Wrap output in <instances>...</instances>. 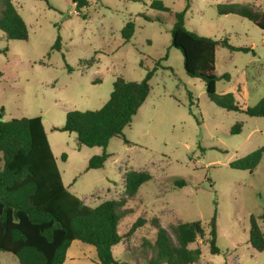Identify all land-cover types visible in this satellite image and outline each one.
Instances as JSON below:
<instances>
[{
  "label": "rangeland",
  "instance_id": "obj_1",
  "mask_svg": "<svg viewBox=\"0 0 264 264\" xmlns=\"http://www.w3.org/2000/svg\"><path fill=\"white\" fill-rule=\"evenodd\" d=\"M151 1L89 0L84 18L74 0H14L29 37L9 39L0 30V119L41 115L65 186L89 206L124 195L127 170L152 174L126 205L132 208L120 225L126 237L113 247L122 264H147L139 255L140 242L143 237L154 241L156 228L145 225L128 234L139 216H157L167 228L201 220L208 230L215 210L220 252L213 254L208 241L199 239L190 245L202 248L193 264H264V251L249 240L250 217L264 215V153L253 172L230 166L264 146V117L210 100L204 81L186 73L182 51L171 44L174 13L186 0H163L171 11L152 9ZM231 1L264 10V0H192L187 26L253 48L218 47L217 73H229L230 79L220 78L217 92L233 91L238 101L255 106L264 97V29L242 16L219 14L217 4ZM129 20L135 22V32L126 42L121 30ZM58 36L60 50L53 47ZM156 62L163 68L155 72L149 96L125 128L129 142L112 138L105 165L86 170L90 154L102 148H81L76 133L55 127L65 123L69 110L100 108L118 76L142 80ZM237 122L242 131L232 134ZM179 179L187 184L175 185ZM258 221L264 230V219ZM93 255L92 246L75 240L69 264H99ZM0 263L19 260L0 251Z\"/></svg>",
  "mask_w": 264,
  "mask_h": 264
},
{
  "label": "trees",
  "instance_id": "obj_2",
  "mask_svg": "<svg viewBox=\"0 0 264 264\" xmlns=\"http://www.w3.org/2000/svg\"><path fill=\"white\" fill-rule=\"evenodd\" d=\"M80 15L89 0H74ZM141 1V0H136ZM192 0H186L182 10L176 11L170 30L172 46L180 49L188 75L204 81L211 101L228 110L264 117V97L255 106L236 99L233 91L217 92L220 78L230 79L229 73H217V50L253 51L252 47L235 45L227 37L213 38L188 28L187 11ZM150 8L171 11L163 0H153ZM219 14H235L252 21L264 29V10L251 3L226 2L217 4ZM146 20H152L143 14ZM0 30L9 39L26 40L28 25L18 11L14 0H0ZM135 32V22L129 20L121 33L129 41ZM61 36L54 48L60 50ZM6 51V50H4ZM167 58V54L163 59ZM156 62L148 68L142 80H128L118 76L110 97L98 109L69 110L66 121L55 129L76 133L78 145L102 148L100 154L89 158L86 170L101 168L111 156L108 145L112 138L121 137L129 142L125 128L129 126L139 108L151 92L150 80L158 68ZM72 68L70 67V70ZM1 75V73H0ZM242 122L231 129L232 134L242 131ZM264 146L230 162V166L253 172L262 160ZM66 158V154H63ZM153 178L148 170H127L124 173L125 193L119 198L103 200L92 207L65 186L54 156L41 115L0 119V251L13 253L19 264H65L68 250L75 240L92 246L93 257L99 264H122L114 256L113 247L126 235L121 233L122 219L132 211L126 205L140 187ZM185 179L175 181L182 187ZM264 219V215H259ZM258 218L250 217V243L259 252L264 251V230ZM150 225L156 228L154 241L143 237L140 258L147 264H193L202 255L201 246L190 245L199 239L207 240L210 251L219 253L217 245V210L209 220L208 230L201 220L178 221L165 227L159 217L139 216L128 234ZM1 264V263H0Z\"/></svg>",
  "mask_w": 264,
  "mask_h": 264
},
{
  "label": "crops",
  "instance_id": "obj_3",
  "mask_svg": "<svg viewBox=\"0 0 264 264\" xmlns=\"http://www.w3.org/2000/svg\"><path fill=\"white\" fill-rule=\"evenodd\" d=\"M82 147H87V146H84V145H83V146H81V148H82ZM95 147H97V146H95ZM94 154H100V153H98V152L91 153V154H90V157H91L92 155H94ZM90 157H89V158H90ZM73 243H74V241H73ZM73 243H72V244H73ZM70 249H71V246H70L69 250H70ZM93 249H94V248H93ZM69 250H68V254H67V258H66L65 264H69V262H70V261L68 260V259H70V258H69V257H70V256H69ZM94 254H95V250H94Z\"/></svg>",
  "mask_w": 264,
  "mask_h": 264
}]
</instances>
